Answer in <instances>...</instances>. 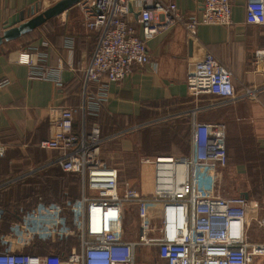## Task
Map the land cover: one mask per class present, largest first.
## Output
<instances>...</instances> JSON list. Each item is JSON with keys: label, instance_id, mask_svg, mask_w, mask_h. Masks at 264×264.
<instances>
[{"label": "built area", "instance_id": "2783aa9c", "mask_svg": "<svg viewBox=\"0 0 264 264\" xmlns=\"http://www.w3.org/2000/svg\"><path fill=\"white\" fill-rule=\"evenodd\" d=\"M135 1L138 10L134 18L131 0H81L75 6L81 27L97 36L83 82L100 85L98 102H104L108 83H120L134 65L148 63L145 42L152 37L177 24L192 37L199 26L232 24L234 0H204L199 17L179 12L172 3ZM245 22L264 26V0H247ZM262 61L264 51H256L253 65L259 68ZM43 62L42 57L33 61L29 53L18 58V63L28 66L30 79H53ZM54 82L61 87L58 79ZM6 85V80L0 81V88ZM185 86L195 98L215 95L228 101L237 99L231 72L209 55L190 66ZM259 92L246 89L243 96L256 99ZM96 109L97 105L93 111ZM58 112L51 137L37 146L57 153L55 164L62 172L78 175V196L63 205L38 199L31 209L19 208L16 220L0 232V264H136L139 249L152 247L160 264H264V242L248 240L251 222L264 229L263 219L248 217L254 204L242 196L219 195L218 172L206 179V190L197 185L200 171L212 169L214 173L225 160L222 125L194 122L188 157L142 158L140 164L152 169V190L149 195H136L119 187L116 169L102 166L106 140L99 127L93 124L88 131L82 128L75 132L73 111L64 108ZM127 205L136 207L139 221L132 241H123L109 224L110 211ZM151 205L157 206L159 214L154 228L147 223ZM3 216L0 210V229ZM72 239L76 246L66 253L30 252L39 244Z\"/></svg>", "mask_w": 264, "mask_h": 264}, {"label": "crops", "instance_id": "0c3cea01", "mask_svg": "<svg viewBox=\"0 0 264 264\" xmlns=\"http://www.w3.org/2000/svg\"><path fill=\"white\" fill-rule=\"evenodd\" d=\"M57 1L0 0V33L4 23L15 15L25 13L24 20H27L31 17L27 15L30 9H35V14H38ZM159 1L174 4L183 14L199 17L204 0ZM246 2L247 0L233 1L230 27L199 26L192 37L181 24H177L147 40L145 45L148 63L134 65L131 74L122 82L108 83L103 103L97 101L100 85H85L83 82V71L97 36L81 27L77 7L15 41L3 43L0 46V81L6 80L8 85L0 88V148L3 149L0 156V205L9 201L5 188L11 187L16 192L28 187V183L42 182L44 187L50 184L52 189L61 184L56 179V174L65 179H74L76 186L74 184L73 187H76L78 195L79 177L59 169L55 164V151L41 150L37 146L39 142L51 137L52 122L59 117L58 110L65 108L73 111L72 126L75 132L82 128L88 131L96 124L106 140L105 144L110 142L116 147L114 151L120 155L132 151V143L121 138L135 134L136 142H144L145 132L155 125L163 128L164 133L159 130V137H164V143L171 136L177 140L175 142L185 144L178 146L179 144L173 143L169 147L165 145L163 152H150V156L143 158L188 157L191 153L194 122L209 126L222 125L226 157L222 163L221 181L226 182L227 179L234 185V192L225 196L246 195L247 200L255 206L248 212V217L262 219L264 61L259 68L253 65V61L256 51H264V26L245 22ZM137 10V2L131 0L130 12L133 18ZM135 28L141 37L139 28ZM22 53H29L33 61L42 57L44 62L41 65L54 78L30 79L28 66L18 63ZM207 55L231 72L237 96L234 101L215 95L195 98L187 92L185 79L188 69ZM54 79L59 80L61 87L55 85ZM252 88L259 89L257 98L244 97V91ZM95 105L97 109L93 111ZM193 111H196L194 116ZM101 164L110 167L102 157ZM140 167L142 178L144 169L145 172L146 169L150 172L152 190L151 167ZM207 171L210 172L207 180L217 172L213 173L212 169ZM123 185L131 188L133 183L127 180L121 185L122 188ZM135 189L138 190L136 187ZM30 199L31 197L27 198ZM258 205L262 209L259 211L260 215ZM0 210L5 215L2 207ZM110 227L115 229L112 225ZM254 227L256 230L262 229L251 222L248 229L250 241H256L250 237V230ZM135 237L136 233L132 239L120 238L132 241ZM153 249L147 248L144 252L150 253L153 264H160L156 248L154 255ZM138 252L140 254L141 250Z\"/></svg>", "mask_w": 264, "mask_h": 264}, {"label": "rangeland", "instance_id": "374dc122", "mask_svg": "<svg viewBox=\"0 0 264 264\" xmlns=\"http://www.w3.org/2000/svg\"><path fill=\"white\" fill-rule=\"evenodd\" d=\"M159 125H155L153 128H150L148 132H145V139L144 142H136L134 137L135 134H129L124 136L121 139H127V141L132 143V151H129L127 153H117V151H114L116 148L115 146H112L110 142L104 143L102 146V159L103 161L108 164V166L116 169L118 171L117 173V181L119 186L124 184L125 182L130 181L133 183V185L138 189L136 190L135 187L132 185L131 188L124 187L126 185H123L124 193L126 190H129L133 194H140L141 192L146 193L149 195L151 191V182H150V172L148 173L147 169L145 172V169L143 171V175L145 177L142 178L140 176L139 170L141 165H140V160L145 157V156H150V152H155V154H158V152H163L164 146L167 145L168 147L170 144H179L178 146H184V142H175L177 140H174L171 138V136H168L166 139V143L162 141L163 136H161V139L159 137L160 131H162L163 128H159ZM161 126V125H160ZM162 127V126H161ZM162 133H164L162 131ZM137 135V134H136ZM105 146V147H104ZM123 154V155H122ZM140 165V166H139ZM222 166L217 170L218 174L221 173ZM149 174V175H148ZM210 176V172L207 170H202L198 173V187H200L201 190H206L208 187L206 184V179L207 177ZM223 174L219 175V185L217 183L216 185V191L220 192L219 195L225 196L228 194H232L234 192L233 189V184L230 183L227 179L226 182L221 181L222 180ZM227 177V176H226ZM225 178V176H224ZM210 186V185H209ZM134 188V189H133ZM20 191L14 192V195H17ZM256 199V197H254ZM136 207L132 205H127L125 207H122L117 210H111L109 213V224L114 225L115 229L113 230L114 233L118 236H122L123 238H128L132 239L134 238V235L137 231L139 221L136 218ZM262 210L260 209L258 205V214L260 215L259 211ZM260 218V217H259ZM264 221V217H261ZM148 225L152 228L158 226L159 224V214H158V209L156 205H151L148 211ZM4 225V224H2ZM6 228V227H5ZM250 230V237L253 240L260 241L261 243L264 241V230L259 229L256 230V228H251ZM5 230V229H4ZM261 230V231H260ZM249 234V233H248ZM152 254L154 255L155 252V247H153ZM141 250V253L139 252L136 253V256L138 258V261L136 264H153L151 261V256L149 254H145L144 248L139 249ZM143 252V253H142ZM153 259V258H152Z\"/></svg>", "mask_w": 264, "mask_h": 264}, {"label": "trees", "instance_id": "16d2710c", "mask_svg": "<svg viewBox=\"0 0 264 264\" xmlns=\"http://www.w3.org/2000/svg\"><path fill=\"white\" fill-rule=\"evenodd\" d=\"M55 177L61 184H59L58 187L55 186L52 189H50V184L44 187V185L41 184L42 182H34L28 183V187H24L20 190L19 193H17V195H14L15 191L11 190V187L5 188L4 191H7L9 201L7 203H4L3 205H0V207L4 209V213L6 212L3 216L4 225H2L0 232L4 231L9 222L16 220V214L19 208L31 209L32 207H34L38 199H41L44 203L54 202L59 205H63L66 200H73L78 196L75 187L76 181H74V179H65L63 177L57 176V174L55 175ZM74 184L75 186L73 187ZM70 187L72 188L69 189ZM28 197H31V199L27 200ZM72 246H76L75 239L62 243L48 242L45 244H39L35 246V248L30 252L38 255L48 254L50 252L66 253Z\"/></svg>", "mask_w": 264, "mask_h": 264}, {"label": "water", "instance_id": "95a60500", "mask_svg": "<svg viewBox=\"0 0 264 264\" xmlns=\"http://www.w3.org/2000/svg\"><path fill=\"white\" fill-rule=\"evenodd\" d=\"M80 1L81 0H58L53 5L38 14H35V9H30L27 12V15L31 17L27 20H24L25 13L15 15L10 20H7L3 25L2 32L0 33V46L3 43L15 41L22 36L29 34L46 22L72 9ZM190 47L192 49L191 42ZM242 197L247 199L246 195H242Z\"/></svg>", "mask_w": 264, "mask_h": 264}]
</instances>
